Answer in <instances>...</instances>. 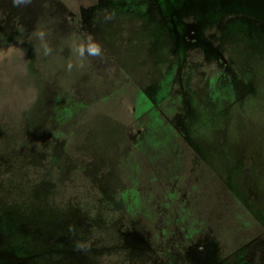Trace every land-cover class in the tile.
Instances as JSON below:
<instances>
[{"label": "rangeland", "instance_id": "obj_1", "mask_svg": "<svg viewBox=\"0 0 264 264\" xmlns=\"http://www.w3.org/2000/svg\"><path fill=\"white\" fill-rule=\"evenodd\" d=\"M144 1L31 0L17 7L13 0H0V264H85L77 255L76 244L88 241H98L99 247L111 246L96 254L106 264H126L121 245L139 243L147 251L153 246L162 253H173V258H165L162 264H264L263 239L255 254L240 251L234 262L232 257L229 261L222 257L228 247L235 248L239 239H245L242 234L247 237L245 231L237 229V203L223 193L213 169L211 173L200 168L196 175L191 152L182 138L188 134L192 148L204 156L223 159L230 169L232 144L227 148V120L221 121L225 116L220 115L226 107L235 106L239 113L236 120H228V139L236 143L250 131L261 142L264 156V0H199V7L210 11L217 24L204 28L210 39L208 47L215 50L212 54L200 42L195 44L187 38L192 29L187 28L184 34L185 4L180 2L186 1L157 0L166 8L174 34L165 18L162 22L160 16L161 21L150 17ZM239 1L246 7L233 14L223 10L217 13ZM81 5L95 6L102 17H111L112 25L102 26L98 32L106 37L103 47L109 48V44L117 64H121L111 69L124 71L127 78L122 73L110 72L114 77H104L92 71L87 56L80 58L73 52V45L84 42L88 34L69 35L61 46L50 47L48 56L67 66L71 63L74 70L80 67V76L89 73L81 82L86 90H102L86 94V105L74 114L71 111L77 105L74 107L69 99L58 102L61 108L56 104L52 109L49 103L45 109L38 88L43 84L30 42L33 29L45 11L60 14L62 19L72 11L80 19ZM207 18L204 14L205 21ZM220 52L228 60L221 68L216 60ZM185 58L184 65H179ZM176 68L184 70L183 76L176 78L185 84V90L179 89L182 95L176 91L165 94L163 82L176 74ZM214 71L217 78L213 83L219 81L218 75L225 77V90L217 99H213L216 95L209 85L213 84ZM71 74L66 76L69 88L76 80L70 81L76 78ZM177 80L167 81L168 86L176 90ZM50 100L55 102V98ZM60 109L69 120L62 130L66 143L56 138L48 142V128L38 114L46 110L43 119L50 115L46 124H51L52 115ZM166 114L178 129L169 127ZM109 128L121 138L120 143H100L101 132L105 134L103 130ZM144 128L145 136L136 144L133 138ZM257 182L253 181L255 185ZM259 186L264 188V183L257 189ZM196 187L199 190L193 191ZM248 190H240L242 200ZM202 192L211 196L204 200L217 211L221 209V215L229 212L231 224L224 218L214 225L212 216L211 221L193 217L204 226L213 225L211 242L217 254L203 246L204 238L198 239L201 234L194 231L185 254L176 256V243L183 246L187 241L180 242L176 211H180L181 203L188 211L196 206L195 215L200 217L197 195L201 202ZM178 194L183 195L180 200H176ZM256 220L254 232L259 233ZM189 225L198 227V223ZM115 243L118 249L112 247ZM35 254L39 255L33 257Z\"/></svg>", "mask_w": 264, "mask_h": 264}, {"label": "flooded vegetation", "instance_id": "obj_2", "mask_svg": "<svg viewBox=\"0 0 264 264\" xmlns=\"http://www.w3.org/2000/svg\"><path fill=\"white\" fill-rule=\"evenodd\" d=\"M112 1H117V0H112ZM144 1V0H142ZM150 3L146 4V1H144V5L146 7V9H148L150 11V17L153 20H158L162 19V22L164 21V18L166 20L167 23H169V25L171 26V32L173 33L174 28L171 25L170 22V18H168L167 15V11L166 8L159 6L157 4V0H149ZM186 2H180L181 4H185L184 9L182 10V14L184 17V25H186L185 32L187 31V28L192 29V31H189L187 34V38L192 41V43H197L200 42V44L203 45V47L206 48L207 53L210 52V54L215 53L214 49H209V44L207 43V40H210L207 38V36L205 35L204 28L207 29L211 26H214L216 24V21L214 19V17L210 16V14H212L210 11H206V10H202L201 7H199L200 5V1L199 0H184ZM188 1V2H187ZM199 1V2H198ZM218 2V0H217ZM242 3L239 1L238 4H233L232 6H228L230 7V9L224 10V9H219V12H221L220 10L225 11V13L227 14H233L236 13V10L238 9H243L246 6L241 5ZM59 5L62 7V9L64 8L63 3H60L59 1ZM103 5H106L103 3ZM108 7V6H107ZM248 7V6H247ZM87 8V9H85ZM97 8H95V6H90L88 5V7H85L84 5H81V18L77 19L76 15L74 12L72 11H68L67 14H65L63 16V19L60 17V14H56L53 13L50 14L48 12H42L41 17L39 18V21L37 23V25L34 27L33 32H32V38L30 39V42L33 44V48H34V52H35V64H36V60H37V55H36V50H35V31L37 29V27L39 26V23L44 19H47V21L50 22V24L47 25V27L49 28V33L47 36L52 37L54 35V33H58L60 32V34L62 35V37L65 35V37H68L69 35H75L77 37H80L81 34H88L84 35L85 39H87L89 36H92L95 40H97L102 47V52H103V56L102 57H98V58H102L103 59H108V61H106L105 63L109 62L110 64V68L112 66H117V65H121L120 63L117 64V59L114 55V51L110 49V46L108 44L109 48L103 47L102 43H105V35L103 33L98 32V29L102 26L108 27L110 25H112V22L108 20L107 17H102L101 12L96 10ZM154 9V10H152ZM157 9H159V13L157 14ZM88 10H92L90 11L88 14L86 13V11ZM106 10V9H105ZM232 12V13H230ZM116 13H113V15L115 16ZM204 14H207V18L208 20H204ZM216 14V13H213ZM124 15V14H123ZM158 15V16H157ZM164 15V17H163ZM114 16L112 18H114ZM160 16V17H159ZM124 18H126L124 16ZM131 19V18H130ZM160 19V21H161ZM116 19H114L113 21H115ZM125 23V22H124ZM217 25V24H216ZM100 30V29H99ZM174 34V33H173ZM177 33H175V36L177 38ZM188 40V41H189ZM62 43V41H61ZM191 43V42H190ZM179 44V43H178ZM213 44V42H212ZM180 47L182 46L181 44H179ZM193 45V44H191ZM217 46V45H216ZM52 47H58L56 46V43L53 42ZM211 50V51H209ZM187 55V54H186ZM216 60L218 62V66L219 68H221L222 66H226L228 63V60L226 59L227 57L222 54V52L217 53ZM89 57V56H88ZM226 57V58H225ZM89 58H93V57H89ZM222 58V60H221ZM186 62V58L184 59L183 63L179 65H184V63ZM217 67V65H216ZM36 68V65H35ZM37 69V68H36ZM38 70V69H37ZM39 71V70H38ZM217 71V70H216ZM216 71L213 72V78L212 80H210V82L213 83L214 79L217 78V73ZM183 72L184 70L181 69H177L176 68V74L173 75L171 78H169L167 81L171 80V79H176V77H182L183 76ZM40 73V71H39ZM42 75L40 73V79H41ZM219 77V81L214 82L211 86V83H209L210 88L213 90V95H216L213 97V99H217L220 96L221 92H224V82H225V77L224 75H218ZM165 81L163 82L165 84V94L166 92L169 93H174L176 91L179 92L181 95V91L179 89H184L185 90V84L184 83H178L179 81L177 80L176 83V90H173L171 87L168 86V82ZM177 86L179 88H177ZM142 91H146V89H143ZM158 91V90H157ZM159 92V91H158ZM157 92V94H158ZM250 93V92H249ZM156 94V96H157ZM230 97V96H229ZM152 101H155V99H153L151 97ZM239 110V109H238ZM238 113L237 112V107L235 106H228L226 107L223 111H221V115L220 117H224L225 118L222 120L219 118L215 119L218 120L220 119L221 121H225L227 120L224 128H225V132H226V139L227 140V148L231 146V152H232V157L229 160H232L233 163L230 166V169L226 168V164L223 161V159L221 158H211L208 155L204 156L200 153H198L197 148H192V145H194L192 142H188L187 139L192 138L191 136L185 135L182 138L186 141L184 142V144L186 143L188 145V148L191 152L192 158V164H193V168L194 171L197 175L198 170L200 168H205L208 172L212 173V169L215 171L216 173V178L218 180V183L220 182V187L223 190V193H228V195L231 197V199L234 201H236L237 204H235L236 206V216H237V229L241 230L242 233L243 231H245V233L247 234V237H244L243 234L241 235V238H245L243 240H238L236 244H239L237 247L232 248V247H228L225 250V253H221L222 257L226 258L229 261V258H233V262L234 259L237 257H240V251H244L246 252V255H250L247 252H251L252 254H255V250L258 249V245H259V240H264V188H261L259 186V188L257 189V186L260 185L261 183H264V175H262L261 173H264V156L261 154L260 152V148H262L261 142H258L257 139L254 138V135L252 136V133L250 131H247L245 133V137L243 140L238 139V141L236 143L230 142V140L228 139L229 137V130L231 128L230 123L228 120H236L238 117ZM166 116L168 117V124L169 127L172 128H176L178 129V126L174 125V122L171 120V118L166 114ZM231 118V119H230ZM175 129V130H176ZM238 132H241L240 130H237ZM137 136L136 138H133V140L137 141L138 140V135H140L142 133V129L138 130L137 132ZM242 141V143H241ZM235 146V148H234ZM237 150V152L235 154L234 150ZM213 165L215 167L219 166L220 169H216L213 167ZM210 167V168H209ZM261 175V177H260ZM258 177V178H257ZM254 180H258L257 184L255 185L253 183ZM227 181V182H226ZM237 184H241L242 187H245L248 190V196L247 198H244L243 200L241 199L240 195V190L242 189V187H239ZM253 190V188H255ZM208 190L205 189V192H207ZM209 195L204 194L202 192V197H201V202L198 203L201 207L200 210V214L202 216V218L206 221H208V219L210 218L211 221V216H212V220L214 225H217L216 221L220 220L222 218H224L223 221H226V223L231 224V220L228 216V213L225 215H221V209H219L217 211V207L210 205H205V201H208L207 199L204 200L205 198H207ZM211 198V196H209ZM204 200V201H203ZM212 202V200H211ZM239 202V203H238ZM196 206L194 210H190L188 212H183L184 214H181V211H176V230H178L180 232V242H182L183 240H187L185 241V244L183 246H181L180 243H176L177 246L179 247V251H176L174 253V255H178L179 257L183 256V253L185 254L184 250L186 249L187 245L193 240L192 237H190V235L192 234V232H198L199 234H201L200 236H197L198 239H203L205 242H203V246L205 245L206 248L208 250H212V252L217 251V249L214 247L213 242L212 241V235L211 233L214 231L213 225L210 226H204V224L199 221L198 222V227L197 228H191V226H189L190 222H193L198 218L195 215V210H196ZM185 210V209H184ZM216 213V214H214ZM260 215V217L256 218L257 215ZM200 218V217H199ZM259 219V222L256 220ZM255 220L258 222V224L260 225V231L259 233H255L254 232V227L253 225L256 224ZM222 221V222H223ZM221 222V223H222ZM182 224V225H181ZM188 224V226H187ZM225 226V225H224ZM229 226V225H226ZM241 226H246L245 228L241 229ZM230 229H233L231 226H229ZM203 237V238H202ZM195 238V239H197ZM209 238V239H208ZM147 241H145L146 243ZM139 244H132V245H128L130 247H126L122 248L124 249V255H129L131 258V261H133V264H143L148 263V264H162V262L164 261L165 258L171 259L172 257H170L168 254L165 253H159V251H162L161 249L157 248V250L153 247L150 246V250L147 251L145 248L139 247ZM150 245V243H149ZM236 246V245H235ZM113 248L116 249V243L112 246ZM227 247V246H226ZM240 247V248H239ZM235 249V250H234ZM250 249H253V251H250ZM238 251V252H237ZM237 252V253H236ZM139 253H143V259L144 262H140L137 259H133L134 255H139ZM39 255V254H38ZM35 254L36 257L38 256ZM257 255V254H256ZM254 255V256H256ZM222 258V259H223ZM142 259V260H143ZM169 264H172L171 261H169ZM189 264V263H188Z\"/></svg>", "mask_w": 264, "mask_h": 264}, {"label": "trees", "instance_id": "obj_3", "mask_svg": "<svg viewBox=\"0 0 264 264\" xmlns=\"http://www.w3.org/2000/svg\"><path fill=\"white\" fill-rule=\"evenodd\" d=\"M45 24L44 26H42V28L40 27L41 25ZM50 24L49 21H47V19H43L40 23L39 26L37 27L36 31L38 30H42L46 33V40L45 42L48 44L49 47H52L53 42L56 43V46H61V41L63 38H66L65 35L62 37V35L60 34V32L58 33H54V35L52 37L47 36L49 33V28L47 27V25ZM35 31V32H36ZM36 37V36H35ZM35 50H36V55H37V60H36V68L40 71L42 77L40 79L41 85H38L39 87V93L42 95L40 99H42L44 97L45 102H44V108L46 109V105H48L49 103H51V108L53 109V107H56V104L58 105V102L60 103V101H67L68 99L72 102H74V107L75 105H77V109L75 108L74 111H71L72 114L79 112L80 108H83L86 105V101L83 100L85 95L89 93V95H92L93 93H96L97 91L99 92L100 87L98 90H86L84 88V86H81V82L82 79L83 81L86 80V78L89 77V73L87 74H81L85 75V76H80L79 71H80V67L77 66V68H75V70L71 69V71L68 70L67 64L66 62H63L60 59H54L48 55H44L43 52V48H42V42L36 37L35 39ZM87 60L89 62V65L92 66V71H97V74L103 75L104 77H114L111 76L109 73H114L115 75H120L121 73L123 75H126V73L124 71H121L119 73L115 72L117 71V69H111L110 68V64L109 62L105 63L106 61H108V59H103L102 58H98V57H93V58H89L87 56ZM119 68V67H117ZM83 70V69H81ZM109 70V72H108ZM71 73H74L76 75V78H71L70 81H72L73 79H76L73 84L70 86H68V81L66 80V76H72ZM92 73V74H91ZM90 75H92V77H94V72H91ZM100 78V77H98ZM127 78V75L125 77V80ZM91 97V96H90ZM51 98H55V102L53 104V102L50 100ZM59 106V105H58ZM49 107V106H47ZM60 108L63 106H59ZM50 111V109L48 110ZM149 111V110H148ZM45 111H42L41 113L38 114V118L41 120L42 119V123L44 122V124L46 125V127L48 128L47 133V139L48 142L54 138L56 139H61L63 140V143H66V141L64 139L65 136L63 134L64 131H62L64 129V127L67 125L68 121L66 120V112L64 111V109H60L59 111L56 112V114L52 115V121L50 122L51 124H46L48 123L47 119L50 115H48L44 121V114ZM69 112H67L68 114ZM57 115V116H56ZM73 119V118H72ZM57 128V129H56ZM110 129V128H109ZM112 129V128H111ZM103 130L105 132V134L103 132H101V137H99V141L100 143L104 144V143H109V144H114L116 145L117 143H120L122 140L120 137H116L117 135L115 134L114 130ZM65 133V132H64ZM67 134V132H66ZM104 135V136H102ZM145 136V128L142 130V133L140 135H138V140L136 141V144H139V139L143 138ZM68 137V136H67ZM110 141V142H108ZM113 145V146H114ZM54 149V148H53ZM42 152V150H41ZM43 153V152H42ZM41 153V154H42ZM51 155V152L49 153ZM46 155V154H45ZM56 157V154H54ZM52 157V156H50ZM49 157V158H50ZM51 161V159H50ZM147 174H144L143 177H146ZM147 180V179H145ZM140 181V179H139ZM177 189V188H176ZM199 188H194L193 191H198ZM181 191V190H180ZM179 191V192H180ZM190 196H191V192H189ZM183 195L178 194V199L176 200H180L181 197ZM197 198L200 200V197L197 195ZM122 203V202H121ZM119 204V203H117ZM205 205H210L211 203H208V201H205L204 203ZM180 207V213L184 214L183 212H188V210H184V204L181 203ZM179 209V208H178ZM148 210V209H147ZM153 210V209H152ZM192 210V208H189V211ZM202 210V209H201ZM197 215H200L199 213ZM199 218V217H198ZM200 219L203 220L202 216H200ZM199 222V220H195L192 222L193 225H196ZM202 223L204 224V222L202 221ZM99 222L95 223L94 225H98ZM182 225V224H181ZM188 226V224H187ZM190 226V225H189ZM229 241L231 242L232 239H229ZM98 241H88V243L86 242V244L88 245V248L86 251H82V250H78L76 249L77 255L83 260V262L85 264H106L103 261H101L99 259V257H96V254L101 253V251L107 249V244H100V247L98 246ZM111 247V246H110ZM120 246L116 243V249H118ZM128 247V245L126 246ZM121 248H125V246L121 245ZM155 248V247H154ZM157 250V249H156ZM159 253H162V251H159ZM168 254L170 257L173 258V253L168 252L165 253ZM143 253H139V255H134L133 259H137L140 262H144V257H143ZM129 255L125 256L124 263L126 264H133L134 262L131 261V258H129ZM143 259V260H142ZM171 260V259H169ZM109 264V263H107ZM112 264V263H110ZM143 264H148V263H143Z\"/></svg>", "mask_w": 264, "mask_h": 264}, {"label": "clouds", "instance_id": "obj_4", "mask_svg": "<svg viewBox=\"0 0 264 264\" xmlns=\"http://www.w3.org/2000/svg\"><path fill=\"white\" fill-rule=\"evenodd\" d=\"M14 6H26L31 3V0H13ZM109 19L111 17H108ZM34 35L42 42V48L44 55H49L51 53V48L45 42L46 33L42 30H38L34 33ZM73 52L80 58H84L85 56L89 57H102V47L101 44L95 40L92 36H89L84 42H80L73 45ZM0 58H3V53H0ZM68 70L71 71L73 65L71 63L68 64ZM76 248L78 250L86 251L88 245L83 242H78L76 244Z\"/></svg>", "mask_w": 264, "mask_h": 264}]
</instances>
